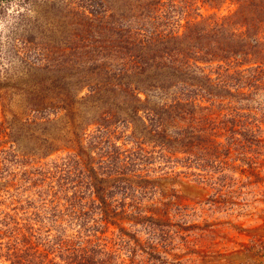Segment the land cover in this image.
<instances>
[{
  "label": "rangeland",
  "instance_id": "1",
  "mask_svg": "<svg viewBox=\"0 0 264 264\" xmlns=\"http://www.w3.org/2000/svg\"><path fill=\"white\" fill-rule=\"evenodd\" d=\"M150 1L0 0V202L25 198L20 180L37 192L45 181L39 172L62 180L54 166L68 160L67 151L43 154L79 142L82 163L67 183L84 184L76 204H88L81 168L95 165L111 177L102 185L107 219L119 227H110L106 241L126 263L264 264V169L252 170L264 168V143L178 141L174 120L190 116L179 104L202 95L203 80L195 68L178 67V74L158 61L160 72L143 71L137 63L141 52L129 36L140 25L164 27L144 18ZM230 99L253 113L250 129L264 123V96ZM219 114L226 120L224 109Z\"/></svg>",
  "mask_w": 264,
  "mask_h": 264
},
{
  "label": "trees",
  "instance_id": "2",
  "mask_svg": "<svg viewBox=\"0 0 264 264\" xmlns=\"http://www.w3.org/2000/svg\"><path fill=\"white\" fill-rule=\"evenodd\" d=\"M141 11L151 13L145 15L147 21L164 23L163 29L153 27L151 32L140 25L137 34L128 37L133 48L141 52L137 63L144 65L142 70L155 67V72H160L158 61H165V67L174 73L179 74L178 67L195 68L202 76L203 84L198 87L203 94L179 104L181 113L190 116L174 120L182 137L178 141L239 145L246 140L263 144L264 123H255L250 129L253 113L244 110L243 115L230 98L264 96V0H151L142 5ZM203 11L215 12L204 16ZM230 75L236 77L235 82L228 81ZM221 109L226 111L223 116L226 120L222 122L220 114L215 116ZM199 114L202 116L198 117ZM78 147L79 142L59 145L55 150L48 147L43 154L48 157L67 151L68 160L54 166L56 173L65 175L64 182H56L54 177L50 182L46 175L50 172H39L38 176L45 181L36 186L37 192L25 188V181L20 180L16 186L23 188L21 195L28 193L25 198L17 199L12 194L7 207L0 202V228L4 229V232L0 230V264H129L107 242L110 227H119L117 222L107 219L110 204L102 185L111 177L101 176L95 165L82 167L81 175L90 188V197L88 204H76L85 199L86 192L79 191L84 184L67 182L82 163L74 153ZM10 159L14 162L16 155ZM263 169L257 166L252 170ZM250 175L258 176V173ZM45 186L46 192L42 190ZM50 193L54 194V204L48 206L45 197ZM48 209L51 214L43 216L42 212ZM75 225L80 227L78 233L70 234ZM44 233L47 237H43Z\"/></svg>",
  "mask_w": 264,
  "mask_h": 264
}]
</instances>
